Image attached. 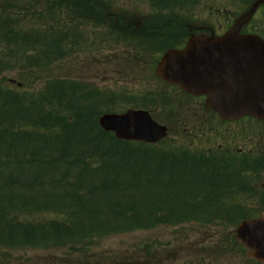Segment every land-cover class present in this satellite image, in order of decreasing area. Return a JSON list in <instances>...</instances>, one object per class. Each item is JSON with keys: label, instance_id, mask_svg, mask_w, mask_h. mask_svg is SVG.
<instances>
[{"label": "trees", "instance_id": "obj_1", "mask_svg": "<svg viewBox=\"0 0 264 264\" xmlns=\"http://www.w3.org/2000/svg\"><path fill=\"white\" fill-rule=\"evenodd\" d=\"M206 1L211 0H148L156 12L144 25L170 23L175 37L160 28L147 31L141 43L155 54L172 48L177 33L183 34L175 12H190ZM227 1L242 6L253 0ZM0 2V45L7 47V55L0 54V250L69 249L79 255L67 254L66 262L98 264L85 255L103 238L193 223L233 228L257 217L238 202L242 169H229L176 142L148 146L104 133L97 121L117 102L113 94L64 77L46 78L38 91H25L24 76L49 77L45 71L73 53L57 28L86 23L96 29L110 20L106 2ZM17 6V15L26 13L23 20L14 16ZM114 24L106 26L108 36L135 41ZM12 69L21 70L20 89L5 86L2 74ZM103 99L111 102L103 105ZM166 120L172 123L171 117Z\"/></svg>", "mask_w": 264, "mask_h": 264}, {"label": "rangeland", "instance_id": "obj_2", "mask_svg": "<svg viewBox=\"0 0 264 264\" xmlns=\"http://www.w3.org/2000/svg\"><path fill=\"white\" fill-rule=\"evenodd\" d=\"M102 1L106 2L113 11H120L130 17L136 14L145 17L154 12L149 3L144 0ZM244 8L245 5L241 6L238 3L233 5L227 1H209L197 6L190 11L191 13L175 12V18L178 21L188 22L190 25L210 26L217 35H220L228 30L232 18L240 15ZM19 9L17 6L14 16L23 20L22 17H27L26 13L22 11L23 14L17 15ZM8 12L11 13L10 10ZM60 18L66 19L64 16ZM76 26H80L81 30L87 33L88 41L79 48H73V53L47 69L45 72L49 77L42 76L36 79L35 76L28 80L24 76V83L27 85L25 91H38L46 78L79 79L84 83H92L105 92L117 94V100H113L117 102L108 106L113 107L108 108L111 113L119 114L129 109L140 108L152 112L153 118L160 125L164 124L168 127L171 134L168 138L169 142H176L180 146L191 143L194 150H206L219 143L235 141V135H239L240 132V124L230 127L219 125L208 118V112L200 107L198 100L185 99L178 89L167 88L155 78L152 65L155 61H159L160 55H150V58L145 57L144 60L137 62L132 58L136 50L130 45L126 46L116 37L108 36L104 33L105 28L95 29L91 25L86 27L84 24H76ZM247 29L251 33L264 34L263 9L256 12ZM94 31L100 34L94 36ZM92 37L95 43L89 45ZM21 48L24 51L26 47ZM23 51L19 52L23 53ZM6 52L7 47L0 45V54L5 56ZM20 71V69H12L2 74L6 87L9 88L12 85L9 82L11 79L22 84L23 81L18 79ZM12 86L18 89L16 84ZM147 90H149L148 93L152 90L154 94H149L144 98ZM125 92L130 93L133 98L126 99L128 95L123 94ZM102 102L105 105L111 101L103 99ZM173 109L176 111L175 114ZM179 109L181 110L177 111ZM167 117L172 118V123L166 120ZM235 143H240V141L236 140ZM140 156L149 157L143 152ZM254 173L257 176L256 188L263 191L264 169L257 168ZM263 205L264 194L260 191L247 202L253 215L262 210ZM234 229V227L220 225L204 228L193 223L178 227L167 226V228L135 231L103 238L95 242L87 250L85 256L90 258V261H93L91 256L95 257L101 262L98 264H257L246 259L245 251L235 244ZM67 254L79 255L73 254L69 249L49 252L0 250V264H60L61 262L74 264L70 260L66 262L64 258Z\"/></svg>", "mask_w": 264, "mask_h": 264}, {"label": "water", "instance_id": "obj_3", "mask_svg": "<svg viewBox=\"0 0 264 264\" xmlns=\"http://www.w3.org/2000/svg\"><path fill=\"white\" fill-rule=\"evenodd\" d=\"M264 0H256L223 37L194 36L181 50L166 52L156 75L196 96L206 95V106L224 120L248 116L264 119V41L242 36L247 24ZM98 125L124 141L157 143L166 137V127L151 120L145 111L103 115ZM235 238L250 250L248 257L264 263V215L243 221Z\"/></svg>", "mask_w": 264, "mask_h": 264}, {"label": "flooded vegetation", "instance_id": "obj_4", "mask_svg": "<svg viewBox=\"0 0 264 264\" xmlns=\"http://www.w3.org/2000/svg\"><path fill=\"white\" fill-rule=\"evenodd\" d=\"M129 27H132V29L136 31L137 34H141V32L145 30V28L148 29V27H144V25H132ZM184 28L188 36L185 40L181 39V41L184 40L185 42L187 41L191 33L198 34V33H202L204 30L205 32L210 31L205 26L196 27L194 25H189V24H185ZM222 35L224 34H220L218 36H222ZM260 36L264 39V34ZM184 46L185 43L181 44L179 48L181 49ZM203 104H204V100H203ZM218 124L221 126L226 125V127L240 124L239 135H235V141L239 140L240 143H235V141H230L231 144L221 143L217 147V149L223 150V152L226 153L227 158L229 160L231 159L229 166L231 165L241 168V167H251L252 165H259V166L264 165V121H255V120L247 121V118H241L239 121L236 122H228V123L219 122ZM252 177L255 179L257 178L256 175H252L250 179H252ZM247 189H249L248 186ZM262 194H264V190Z\"/></svg>", "mask_w": 264, "mask_h": 264}]
</instances>
